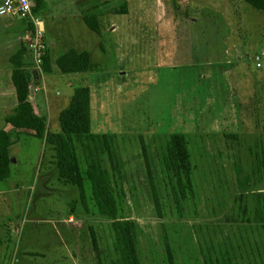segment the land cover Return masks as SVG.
Instances as JSON below:
<instances>
[{
  "label": "rangeland",
  "instance_id": "374dc122",
  "mask_svg": "<svg viewBox=\"0 0 264 264\" xmlns=\"http://www.w3.org/2000/svg\"><path fill=\"white\" fill-rule=\"evenodd\" d=\"M48 4L41 19L51 71L41 73L31 102L58 133L75 89L89 87L92 132L115 135L123 218L141 228L140 263L168 264L171 251L175 264H208V257L209 264H264V59L262 67L255 62L264 51V11L244 0ZM91 11L101 13L99 34L83 21ZM24 26L19 18L0 17V77L9 75L0 86V128L15 101L10 60ZM72 49L90 54L88 72H61L57 59ZM26 55V68L34 69ZM173 133L188 136L194 166L195 196L181 212L161 165ZM21 142L23 155L11 172L18 188L10 187L12 180L0 197V264H98L90 228L104 264H111L110 221L80 205L72 213L79 191L59 180L51 147L32 136ZM101 160L110 171L112 160Z\"/></svg>",
  "mask_w": 264,
  "mask_h": 264
},
{
  "label": "trees",
  "instance_id": "16d2710c",
  "mask_svg": "<svg viewBox=\"0 0 264 264\" xmlns=\"http://www.w3.org/2000/svg\"><path fill=\"white\" fill-rule=\"evenodd\" d=\"M30 1L34 15L41 18L48 10L47 0ZM244 1L254 9L264 11V0ZM122 6L121 9H124V3ZM100 15L99 11H91L83 16L87 27L98 34L101 29ZM23 22L25 32L33 28L32 24ZM27 53V48L22 46L10 60L13 66L12 83L17 96V105L5 117V122L15 130L33 132L35 137L44 140L45 144L51 147L59 180L65 185L77 187L79 191L78 198L71 202L72 213L80 205L86 213L92 212L110 221L114 235L112 246L114 259L111 264H141L137 253L141 228L136 222L123 218L124 191L117 181V177L121 175L122 163L119 160L113 161L112 152L115 135H100L92 132L91 93L86 86L75 89L69 106L59 115L60 132L52 133L48 127V118L39 114L30 101L29 86L35 81V77L34 69H27L23 61ZM50 59L48 49L44 57L43 73L51 71ZM57 66L64 74L86 73L91 67L90 54L87 51L72 49L57 59ZM36 76L37 81H40V73ZM189 144L186 134H171L166 141L161 160L163 183L178 212H181L195 196L194 166ZM10 145L9 132L0 130V182H5L11 176L10 166L13 157L9 155ZM104 155L112 160L110 171L103 166L101 157ZM150 180L154 202L160 213L159 196L152 175ZM259 214L260 220L264 221L263 212L260 211ZM90 236L98 264H104L93 228H90ZM3 243L0 234V248ZM166 259L168 264H175L171 251H168ZM206 260L208 264L213 263L211 257ZM216 262L220 264L219 259H216Z\"/></svg>",
  "mask_w": 264,
  "mask_h": 264
},
{
  "label": "built area",
  "instance_id": "2783aa9c",
  "mask_svg": "<svg viewBox=\"0 0 264 264\" xmlns=\"http://www.w3.org/2000/svg\"><path fill=\"white\" fill-rule=\"evenodd\" d=\"M0 17L19 18L26 23L33 25L31 30L26 31L23 41L32 57L34 71L43 73L44 57L48 46L44 36V21L34 15L30 0H2L0 3ZM264 51L255 57L257 67H262ZM41 81V80H40ZM29 90L37 91V87L32 83Z\"/></svg>",
  "mask_w": 264,
  "mask_h": 264
},
{
  "label": "crops",
  "instance_id": "0c3cea01",
  "mask_svg": "<svg viewBox=\"0 0 264 264\" xmlns=\"http://www.w3.org/2000/svg\"><path fill=\"white\" fill-rule=\"evenodd\" d=\"M47 3H48V0H47ZM48 6H49V4H48ZM45 27V26H44ZM25 31H24V36H25ZM24 38V37H23ZM23 38L21 39V47L22 46H25L26 47V45H25V42L23 41ZM27 48V47H26ZM21 49V48H20ZM19 49V50H20ZM28 50V49H27ZM28 52H29V50H28ZM27 56V55H26ZM24 61V60H23ZM34 68V67H33ZM13 70V69H12ZM12 70H11V82H12ZM9 74V73H8ZM8 81H6V80H4V79H2L1 77H0V86L2 87V86H7L8 84L7 83H9V75H8V79H7ZM40 80H41V78H40ZM39 82V83H38ZM38 83V84H37ZM33 84L37 87L38 85H40V81L38 80H35L34 82H33ZM12 85H13V83H12ZM71 85V84H70ZM13 87H14V85H13ZM37 90H38V87H37ZM32 92H36V91H34V90H32V91H30V101H33L34 100V95H32ZM11 95V94H10ZM14 98H15V101H13V106H11V107H13L12 108V110H11V112L13 111V109L16 107V105H17V96H16V92H15V95H14ZM32 103V102H31ZM34 106V105H33ZM35 108V107H34ZM10 112V113H11ZM9 113V114H10ZM9 114H7V115H9ZM7 115H5L4 116V122H5V117L7 116ZM6 130V131H8L9 132V134H10V143H11V145H10V147H9V155L11 156V157H13L12 159H14V162H12V164H11V166H10V169H11V172L13 171V167L14 166H16V163L18 162V159L20 158V156H22L23 155V149H22V142H21V136L22 135H26V136H32V137H35L34 136V134H33V132H31V131H22V130H15V129H13L12 127H11V125H8L6 122H5V126L3 127V128H0V130ZM16 161V162H15ZM19 163V162H18ZM17 163V164H18ZM17 175L16 174H11V176H10V178H8L5 182H0V197L3 195V194H6V188H8L7 187V184H9L10 182H12V180H14L13 182H12V184H11V188H14V186L16 185V188L15 189H17L18 188V182L17 181H15V179H14V177H16ZM6 183V184H5Z\"/></svg>",
  "mask_w": 264,
  "mask_h": 264
},
{
  "label": "water",
  "instance_id": "95a60500",
  "mask_svg": "<svg viewBox=\"0 0 264 264\" xmlns=\"http://www.w3.org/2000/svg\"><path fill=\"white\" fill-rule=\"evenodd\" d=\"M38 73L36 72V71H34V73H33V75H34V77H35V80H37L38 79V77L36 76ZM39 83V82H38ZM37 83V84H38ZM12 162H14V159H12Z\"/></svg>",
  "mask_w": 264,
  "mask_h": 264
}]
</instances>
